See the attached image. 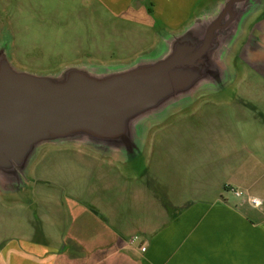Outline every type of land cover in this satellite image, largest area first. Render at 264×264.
Segmentation results:
<instances>
[{
    "label": "crops",
    "instance_id": "1",
    "mask_svg": "<svg viewBox=\"0 0 264 264\" xmlns=\"http://www.w3.org/2000/svg\"><path fill=\"white\" fill-rule=\"evenodd\" d=\"M95 1V9L100 13L97 19L103 17L109 28H113L111 14L135 23L142 15L159 11L161 0ZM163 1L167 3V12L191 10L190 0ZM206 2L207 0H203L193 12L198 11ZM183 3L189 9L186 6L182 8ZM58 7V0H30L23 11L30 15L34 12L51 13L57 17L61 12ZM14 8L15 0H0V13L5 14V17L0 18V26L1 23L8 22L6 28H11L14 17L11 13H14ZM44 20L41 17V22ZM153 22L151 28L154 30V41L162 30H155L156 24L161 23L164 29L169 30L179 29L183 25ZM55 27L60 26L55 24ZM156 127L158 125L152 130ZM194 128L196 127L186 126L184 134L181 131L168 132L166 135L154 132L146 171L142 174L140 172L134 179L128 177L123 180L118 177V184H115L114 191L110 193L112 201L108 206V200L105 201L103 194L113 178L108 172L103 178L107 184H98L101 187L99 189L95 188L97 184H87L83 189V197L78 198L80 201L74 197V202L64 201L60 196L52 201L51 197L46 196V199H42L46 202L37 204L35 196L36 211L44 210L49 205V209H45L53 217H62L66 226L68 224L64 232L63 229L54 228L59 233L58 238H63L62 242L60 246L54 247V243L45 239L46 226L40 227L37 223V239L23 237L33 247L31 252L23 256V260L13 257V261L1 264H63V257L67 253H104L112 247L127 249L134 243L137 244L136 251L149 254L146 259L150 264H264V207L250 216L237 211L239 204L233 199L237 196V189L249 190L252 184L253 187L264 189V133L249 134L246 139L247 134L239 133L234 125L228 128H232V131L226 129L224 124L217 125L214 138L208 139V146L212 147L214 142L217 147L205 149V136H202V140L198 134L188 131ZM240 141H248V149L254 151L262 165L251 162L247 166L243 165L245 163L241 160L242 156L240 158L238 155ZM46 154L50 161L53 156L61 155L64 162L74 169L98 167L95 163L96 156L84 149L53 148ZM247 201L251 204V200ZM128 205L135 212L134 217L129 219ZM208 205L216 206L214 217L208 216L206 212L202 216L200 212H192ZM225 207L231 212L224 213ZM63 212L67 213V219ZM112 212L115 218L111 216ZM199 220L203 222L200 228L197 227ZM208 220H214L212 230L207 228ZM40 222L43 223L41 219ZM134 237L138 239L132 241ZM142 237L146 238L145 243L141 240ZM139 246H144L145 252H141Z\"/></svg>",
    "mask_w": 264,
    "mask_h": 264
},
{
    "label": "rangeland",
    "instance_id": "2",
    "mask_svg": "<svg viewBox=\"0 0 264 264\" xmlns=\"http://www.w3.org/2000/svg\"><path fill=\"white\" fill-rule=\"evenodd\" d=\"M29 1L15 0L14 13H11L12 17L14 16L13 24L7 29L8 22L1 23L0 33L4 32L13 37L11 58L18 69L44 74L56 72L68 64L126 62L152 46L153 21L164 22L171 26L185 25L192 19L194 9L203 0H190L191 10L186 12H180L178 9L176 12H167V3L161 0L159 11L142 15V18L135 23L121 20L120 16L111 14L114 20L113 28H109L103 17L97 19L100 13L95 9V0H58V8L61 12L57 17L51 13L27 14L23 10ZM181 5L182 8L186 6L184 3ZM186 8L189 9V6L187 5ZM2 17H5V14L0 13V18ZM41 17L45 18L44 22H41ZM117 20L120 22L117 23ZM56 21L58 23H55ZM55 24L60 27H55ZM154 29L164 28L158 23ZM235 46L233 56L227 59V64H232L235 75L227 87L216 93L203 94L195 98L191 105L172 114L164 123L154 128V131L149 130L143 149L136 158L122 163L93 154L94 157L96 156L95 163L98 167L92 166L85 170L72 168L69 163L64 162L61 155L53 156L50 161L46 157V152L59 147H45L40 150L29 167L27 181L24 183L26 186L14 193H0V264L13 261V257L23 260V256L31 252L33 247L27 244L29 241H24L23 237L37 239V223L40 227L46 226L45 239L54 243V247L60 246L63 238H58L60 236L55 229H63L64 232L68 224L67 226L64 224L62 217H53L52 213L45 209H49V205L44 207V210L36 211L35 196H37V204L41 201L46 202L42 200L46 199V196L51 197L52 201L60 196L64 201L74 202L72 197L75 199L83 197V189L87 184H97L96 189L101 188L98 184H107L104 183L103 178L108 172L113 176L110 184H107V190L103 191L108 206L112 201L110 193L114 191L115 184L117 186L118 177L123 180L128 177L134 179L140 172L142 174L146 171L154 132L166 135L168 132L181 131V134H184L183 130L186 126L196 127L188 131L200 137L205 136L203 142L205 149L217 147L214 142L212 147L208 146L210 142L208 139L214 138L213 133L217 125L224 124L226 129L234 125L239 133L247 134L246 139L249 138V134L264 133V13L246 26L245 33ZM247 145L248 141L239 143L238 155L240 158L242 156L241 160L245 163L243 165L247 166L248 162L262 165L259 163L261 159L254 151L248 149ZM262 160L264 161V158ZM94 192L96 194V190ZM237 192L238 195L232 197L239 204L237 211L240 213L253 216L264 207L262 187H253L252 184L249 190L240 188ZM252 197H256L260 202L259 207L248 203L247 200L253 199ZM215 208V205H208L205 208L203 206L201 210L194 209L192 212H200L201 216L206 212L208 216L214 217ZM128 209L129 219L134 217L135 212L129 205ZM120 212L122 214L121 210ZM223 212H231V210L225 207ZM63 216L65 219L68 218L65 212ZM111 216L116 217L113 212ZM197 223V227H202L201 220ZM207 223L208 230H212L214 220H208ZM244 239L246 244L247 238ZM141 240L145 243L146 238L142 237ZM129 246L127 249L112 247L107 252L96 254L67 253L63 257V264H111L112 262V264H150L146 259L149 254L136 251V243Z\"/></svg>",
    "mask_w": 264,
    "mask_h": 264
},
{
    "label": "water",
    "instance_id": "3",
    "mask_svg": "<svg viewBox=\"0 0 264 264\" xmlns=\"http://www.w3.org/2000/svg\"><path fill=\"white\" fill-rule=\"evenodd\" d=\"M263 13V0H207L129 62L68 64L44 74L18 69L11 36L0 33V193L26 186L45 147L122 163L136 158L154 126L227 87L235 75L227 59Z\"/></svg>",
    "mask_w": 264,
    "mask_h": 264
},
{
    "label": "built area",
    "instance_id": "4",
    "mask_svg": "<svg viewBox=\"0 0 264 264\" xmlns=\"http://www.w3.org/2000/svg\"><path fill=\"white\" fill-rule=\"evenodd\" d=\"M235 195H238V193H235ZM251 204H253L255 206H258L260 204V202L256 198H253V199H251ZM137 239H138L137 237H134L132 241H135ZM139 250L141 252H145V247L144 246H139Z\"/></svg>",
    "mask_w": 264,
    "mask_h": 264
},
{
    "label": "trees",
    "instance_id": "5",
    "mask_svg": "<svg viewBox=\"0 0 264 264\" xmlns=\"http://www.w3.org/2000/svg\"><path fill=\"white\" fill-rule=\"evenodd\" d=\"M115 261V260H114Z\"/></svg>",
    "mask_w": 264,
    "mask_h": 264
}]
</instances>
